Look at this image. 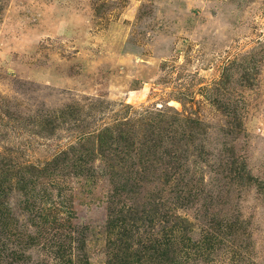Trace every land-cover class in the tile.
Wrapping results in <instances>:
<instances>
[{
  "label": "rangeland",
  "instance_id": "374dc122",
  "mask_svg": "<svg viewBox=\"0 0 264 264\" xmlns=\"http://www.w3.org/2000/svg\"><path fill=\"white\" fill-rule=\"evenodd\" d=\"M0 264H264V0H0Z\"/></svg>",
  "mask_w": 264,
  "mask_h": 264
}]
</instances>
